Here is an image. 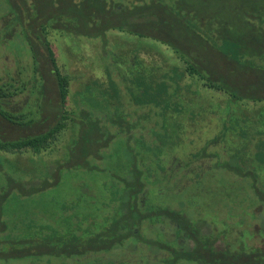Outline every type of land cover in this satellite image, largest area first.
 I'll return each mask as SVG.
<instances>
[{
  "label": "trees",
  "instance_id": "16d2710c",
  "mask_svg": "<svg viewBox=\"0 0 264 264\" xmlns=\"http://www.w3.org/2000/svg\"><path fill=\"white\" fill-rule=\"evenodd\" d=\"M84 1L85 3L83 4L85 7H83V9H86L87 7L86 10L91 14H94L98 10H102L103 13L104 7L107 6L109 7V14H113L111 16L113 22H104L105 17H103L99 19L100 25L98 24V27L94 26V22L92 23V28L94 29L95 27L97 30L92 29L88 32L83 30L86 34L100 36L104 39V31L107 27L115 26L121 28L119 24V16L116 14H119V10H121L119 6H122L120 4L122 2L116 0ZM216 1L217 0L211 1V3H214V6H209V9L206 8L207 12L205 11L204 14H222L225 9L228 8L231 12L234 10L237 14H246L247 17L246 19L238 20L242 23L240 28L236 30H234L233 27L231 29L223 28L219 31V34L215 29H210L211 27L208 25L205 28H201L198 24L194 25L195 29L197 28L196 30H198L200 36L205 41L204 48L213 49L215 47L213 37L219 36L222 40V48L215 51L218 52V54H216V57H214L212 61L216 62L213 65L212 70L210 68L206 69V65L199 62L200 60L201 62L205 60L209 67L207 49H203L205 53L202 57V55L197 52H192L191 48L187 50L182 49V45L180 44L178 47H175V41H172L169 38L168 32L174 30V28L176 29V25L173 22H169V19L157 16V14L150 15L152 17L150 25H156L163 34L155 35L156 32H151L149 35H155V38L158 41H161V43L166 45L168 44L169 47L170 45L174 46H171L170 48L175 51L179 58L184 60L183 63L186 66L184 68L185 72L190 75H195L199 80H204V84L209 88L227 94L225 101L220 100V104H223L221 105V108L220 105L217 108L215 102H209L206 106L198 105L195 108L191 107V109L188 110L189 113L187 117V119L193 123L192 126L198 128H200L199 123L210 114H212L216 120L217 118L220 120L221 126L219 129L215 130L216 133L214 136L208 139L205 133H201L198 137L203 139L204 142L195 144L194 150L190 152L189 155L195 159L197 156L201 155H211L216 158L215 172H212V174L209 175L210 182L207 187H205V196L198 198L199 202L193 200L195 204L192 205L202 207H200L202 209L201 213L208 215V218L205 220L209 221L210 225H212L213 230H215V235H223V239L226 241L224 243L225 246L222 248L223 251L220 253L216 251L214 252L213 249L208 248V244L203 248L202 244L198 243L196 244L195 252L188 254V252H185L187 249L182 252L177 251V249H172L173 257L171 259L165 258L166 256H164V253L165 251H169V243H165V241L159 242L160 240H164V238L167 239V237L163 238L160 236L162 235L160 227H162L163 231L169 230V223L167 220L173 219L171 215L172 212L169 211L167 207L158 205L156 207L145 208L147 212L143 211V214L140 215L137 213L138 206L135 201V196L137 192L142 190L144 186L143 184L147 183L149 185L150 182H147V179L143 177L144 172L139 170L135 165L137 163L138 154L133 152V147L130 146V141H133L136 144L145 140V134H141L139 137L136 132H138V128L140 127L139 124H141V119L146 117V114L149 113L145 112L138 115L132 110L129 112L126 111V113L125 110H123L116 116V118H112L111 121H109V117L103 113H97L94 115V122L90 124L83 120H75L80 124V127L77 129V134L74 139L75 144L72 153H70L71 161L69 162V165H75L76 163L88 165L89 159H91L90 157L94 156L100 158L98 150L101 145H106L115 138H119L121 141L129 143V146H127L122 152L118 150L120 151L119 155L121 158L127 156L130 157L129 159H122L123 161H126L125 163L128 162L129 168L126 170L125 174L118 176L119 180L123 181L121 182L123 184L122 190L116 191L114 186H111L109 189V193L115 197L113 202L115 205L113 212H115L112 218H104L105 220H109L108 223L106 225H101L99 231L84 236L81 234L86 232V228H83L84 224L81 220L79 221V219L88 220L89 215H80L74 212L72 214V212L70 213L71 210H67L65 211V216L70 219L68 220V218H66L68 221L65 222L66 225H68L67 232L62 234L56 230L50 235L45 232L44 222L33 220L35 224L31 225L30 219L26 222V227L28 229L26 238L17 237L16 239H11L15 246L7 247L6 251H1L3 254L9 253L13 250L15 251L12 253L13 256L22 258L24 254L26 255L30 253V251L25 253V244L28 243L30 245L31 243L36 254L44 252L52 253L54 256L66 260L67 264H178L179 260H182L183 258L188 261L193 260V264H264V252L260 250V252L256 253L255 248L251 250L246 239L247 236H249L248 226H250V221L255 218V215L251 216V208L258 201L260 203L262 199L264 200V104L260 105V102L264 99V0H246V4H243L244 0H235V2L231 3L229 6L222 5L221 8H218L221 4V0H219V5ZM87 2L89 4H87ZM215 3L217 5H215ZM171 5H175L174 1ZM178 5L181 6L179 3ZM135 6L136 4L127 7L128 13L126 14L135 13L133 9ZM200 6L204 7V4ZM81 8L82 7L80 6L77 8L78 12ZM211 8H213L212 11L210 10ZM162 9L165 14V12H171L170 9L172 8H168L167 6ZM192 9L198 10L199 8ZM146 10L147 9L141 12L143 14H151ZM67 11H65V14H53L51 17L47 18V24H49V19L53 20L56 19V17H59L61 22L67 20L69 23H72V21L75 20L73 22L77 25L83 23L84 20L82 19H85L83 14L75 16V14H70ZM249 14L253 15L249 16ZM131 21H133L131 20V17H127L126 24L129 23L130 25H134V22ZM40 25L42 28L46 26L43 21H40ZM59 26L63 30H69L70 25H62L61 23ZM74 31L78 32L76 28H74ZM255 32H257V34ZM44 45L46 53L44 52V55L41 53L39 57V52L36 51V55L39 58L45 56L48 64H50L51 68H48L54 76L55 83H53L56 87V98L52 102L53 107H56L55 112L51 109L48 110L50 111V114L48 113L49 115L42 113L43 116L48 115V118L44 116L46 123L43 125L38 124V127L35 128L36 123H34L35 119L32 113L19 112L20 108L14 110L3 104L6 97L21 93L24 84L21 83L20 85L15 86L8 82L2 83L0 79V118L6 125H8L7 127H12L11 131L13 133V135L0 133V153H21L29 151L33 154H39L41 151L50 148L52 144L56 143L60 139L63 130L67 127V121L70 114H68V110H66V103L68 85L72 76L66 70L61 69L60 66H58L49 42L45 41ZM179 47H181V49ZM254 54H258L257 57L259 56L260 58L258 61L253 60V56H256ZM137 57L138 56L134 54L133 57L129 58L128 62L130 63V66L135 64ZM138 58L139 60L145 59L142 56H139ZM165 60V58H161L160 63H167ZM221 61H226V65L223 64V66H219ZM167 64L172 66L170 67L171 69L166 71L159 69V71H156V77L153 76L156 80L155 82L151 78L145 81L141 78H138V80L136 79V81L135 79L132 80L133 83L136 82L139 84L136 87L135 94L136 99L138 97L137 100L139 101V104L138 101H136L137 105L143 104L142 106H145L155 98L153 99L155 105L161 107L160 112H157L155 126L162 131V133H156L155 142L150 144L149 147L140 144V153L145 151L144 153L146 154L151 148H158L167 140H172L171 134L169 133L170 131L168 130V122L170 121L169 117H167L168 114H172L171 118L173 119V122H175L174 125H176V129L182 130V132L184 131L183 128L185 123L183 122V113H186L184 110H187V108L183 110L185 107L179 105L180 103H184V99L181 98L179 93V90L181 89L180 79L182 77L179 74L180 68L178 64L172 65L169 62ZM214 70H217L218 72L214 74ZM207 71H212L213 76L211 77H213V81L208 80ZM36 72L38 71L36 70ZM108 76L110 77V74ZM110 81L112 82V80ZM19 86L21 89H19ZM130 91H133L132 88H130ZM193 95L194 98H196L201 94L198 93V91H195ZM189 98L193 99L192 97ZM242 98L256 100L259 105L246 112L242 111L241 106H239L235 111L236 108L233 105L234 101ZM44 103H39V105L41 104L40 108L44 106ZM171 104L172 108L169 106ZM192 105L195 104L193 103ZM80 109V115L89 114L87 109ZM86 124L88 125L86 126ZM24 128L30 133H26ZM34 128L36 131H33ZM15 131H18V135H15ZM183 136H185V134L176 136L175 140H179ZM226 140H228L229 144H226ZM211 141H213V143H210ZM214 145L221 146L218 147V153H220L221 158H217L216 155L218 154L209 150H213L214 148L212 146ZM162 146L163 144L161 147ZM116 150L117 149L114 151ZM114 151L112 150V152L109 153V156H115ZM170 155L171 154H168L166 158ZM139 156L142 158L144 157L141 155ZM166 158L164 157L163 159H160L159 155L157 156L154 165L155 170L153 169L151 179L156 176L154 179L160 181L162 176L166 175L167 171H164L161 165ZM0 160L7 161L10 159L5 156H0ZM89 168L100 169V167H97L94 163L93 165H90ZM0 170L1 172L4 171L1 167ZM49 171L54 175L52 182L47 185L44 183V185L38 189H36L35 186H32L33 183L30 185L29 190H25L23 186L12 182V188L16 189L14 195H16L17 200L21 202L23 199H26L25 197H28L29 194L36 192L40 188L42 190L44 189L43 192H46V187L56 184L58 182L57 168L53 170L50 169ZM135 176H137L136 181L134 178ZM243 180H246V182L243 183ZM235 181L238 185L234 184ZM240 182L242 183L241 186ZM161 187H163V185L159 184L157 188L158 193L164 191V188ZM241 190H246V192L243 193ZM6 197V194H0V234H4L6 230L3 210ZM180 198H184L183 193ZM184 207L186 208V206ZM149 210H151V212ZM176 213L177 212H174L175 215ZM227 215H229L228 218ZM140 218L148 221H145L147 223L146 227L152 233L148 236L147 240H143V238L140 239L135 234V229H137V231L139 229L138 227L140 224L138 223ZM158 218H160V222H163V224H159L160 222L156 223ZM153 223H156V231L154 233L150 229L153 228ZM238 226L243 227L237 237L239 241L234 245L229 239L231 238L233 227ZM154 241H157L158 246L161 247L163 257H159L160 259L157 260L152 258L149 262L148 258H145L143 262H141L139 259L140 254L142 253L146 256L147 252L150 253ZM172 244L174 246H179L175 240ZM18 245H21L22 251L17 249ZM139 249L140 254L135 252L137 250L139 251ZM122 250L126 251L127 254L128 252L129 254H133L130 252L134 251L135 255L119 256ZM1 252L0 255H3Z\"/></svg>",
  "mask_w": 264,
  "mask_h": 264
},
{
  "label": "rangeland",
  "instance_id": "374dc122",
  "mask_svg": "<svg viewBox=\"0 0 264 264\" xmlns=\"http://www.w3.org/2000/svg\"><path fill=\"white\" fill-rule=\"evenodd\" d=\"M12 1L15 2L17 7L20 6L22 2L30 5L34 4L37 0ZM116 1L122 2L120 3L122 6H119L121 10H119V14H116L119 16V24L121 28L115 26L107 27L104 31V39L100 36L86 34L83 30L77 28L78 32L74 31V28L77 27L76 23L73 22L75 20H73L72 23H69L67 20L61 22L59 17L52 20L58 25L61 23L62 25L67 23L71 25L75 24L72 28H69V30L62 29L63 32L60 30H52L49 31L48 34V39L50 40L52 51L54 52L58 66H60L61 69L66 70L72 76L68 85L66 103V110H68L70 116L67 121V127L63 130L60 139L52 144L50 148L41 151L39 154H33L29 151L21 153H0L1 157L5 156L10 159L7 161L0 160V167L4 170H2L3 172L0 170V194L3 193L7 196L3 209L6 230L4 234H0V252L6 251L7 247L15 246L11 239H16L17 237L26 238L28 232L26 222L30 219L31 225L35 224L33 220L44 222L46 234L51 235L56 230L65 234L68 230V225H66L65 222L70 220L69 217L65 216V211L71 210L70 213L72 212V214L73 212L80 215L88 214V220L79 219V221L81 220L84 224L83 228H86V232L81 234L85 236L91 235L95 231H99L101 228L100 226L106 225L109 221L104 218H112L114 215L115 211L113 212V210L115 209V205L113 202L115 197L109 193V189L111 186H114L116 191L122 190L123 184L121 182L123 181L119 180L118 176L125 174L126 170L129 168L128 162L125 163L126 161H123L122 159H129L130 157L122 156L123 158H121L119 152H122L127 146H129V143L121 141L119 138H115L106 145L100 146L98 150L100 158L94 156L90 157L91 159H89L88 165L81 163L69 165V162L71 161L70 153H72L75 144L74 139L79 127L75 120H83L90 124L94 122V115L97 113H103L109 117V119L110 117L111 119H114L123 110H125V113L126 111L129 112L132 110L138 115L145 112L149 113L146 114V117L141 119V124H139L140 127L138 128V132H136L138 136L145 134V140L136 144L135 142L130 141V146L133 147V152L138 154L137 163L135 164L136 167L144 172L143 177L147 179L150 184L153 182L151 174L153 173V169L155 170L154 165L158 155L160 159H163L164 157L166 158L168 154H174L177 156L189 155L195 147L189 140H197L195 144L202 143L203 139L198 137L201 133H205L207 138L210 139L216 133L215 130L219 129L221 126L219 118L216 120L212 114L206 116L205 119L199 123L200 128L192 126L193 123L187 119L189 113L188 110L191 109V107L195 108L198 105L206 106L209 102H217L220 100L225 101L227 94L209 88L204 84V80H199L195 75H190L185 72V64L180 61L179 58L177 59L175 57L173 51H170L172 45L169 47L168 44H163L155 38V35H161L163 32L160 31L156 25H150V20H152L150 15L157 14V16L169 19V22L175 23L176 29L174 28V30L168 32L169 38L172 41H175V47H178L179 44L186 45L185 48L190 46L192 52L195 51L202 55V57L205 53L203 49H207L209 67L205 60L202 62L200 60L199 62L205 64L206 69L210 68L212 70L213 65L216 63L212 61L214 57H216V54H218V52L215 51L222 48V40L219 36L213 37L215 47L213 49L204 48L205 41L200 36L198 30H196L197 28L195 29L194 25L198 24L201 28H205L208 25L211 27L210 29H215L219 34V31L223 28L231 29L233 27L234 30L240 28L242 23L238 20L246 19V14H237L234 10L231 12L228 8L225 9L222 14L217 13V11V14H204L206 8L209 9V6H214V3H211V1L214 0H173L177 4L173 6L171 5L173 3L171 0ZM65 2V0H61L60 3L66 5ZM219 2V0L216 1L218 5ZM233 2H235V0H221V4L218 8H221L222 5L229 6ZM178 3L181 4V6H179ZM216 3L215 5H217ZM87 4L89 3L87 2ZM135 4L136 6L133 7L135 13L126 14L128 13L127 7ZM202 4H204V7L200 6ZM243 4H246V0L243 1ZM79 6L85 7L84 4L80 5V3ZM167 6L168 8H172L170 11L174 14H168L169 11L168 13H163L162 8ZM6 8L8 11L13 12L10 5L7 3V0H0V17L2 15V17L7 15L2 14V12H5ZM61 8L63 9L62 5ZM192 8L199 9L194 10ZM108 9L109 7L107 6L104 7L103 13L102 10H98V13L83 14L85 16V19H82L84 20V24L82 23L81 25L80 23L78 27L80 26L79 28L82 29V26H91L92 22H94V26L98 27L99 19L103 17H105L104 22H113L111 20L113 14H109ZM145 9L151 14H143L141 11H144ZM212 9L213 8L210 10L212 11ZM39 12L40 14H30V19L34 25L38 24L44 18L43 14H45V16L53 15L47 14L48 11L43 9L39 10ZM12 15L15 16V14ZM25 15L26 14H24V16ZM77 15L79 14H75V16ZM252 15L253 14H249V16ZM24 16L23 18H25ZM127 17H131V20H133L131 22H134V25H130L129 23L126 24ZM2 30L3 29L0 28V68L7 67L5 69L14 72L11 76H19L17 83L19 82V85L21 83L24 84L22 89L19 86V89L22 90L21 93L13 94L12 96L10 95L6 99L8 103H10L7 104V107L14 110L20 108L19 112L32 113L35 119L34 123H36L35 128H37L38 124L43 125L46 123L44 120V116L46 115L43 116V114H48L50 112L48 110L51 109L55 112L56 108L53 107L52 103L56 98V87L54 86V76L49 69L51 68L50 64H48L45 56H42V58L37 60L32 58L31 51L25 45V43L29 45L26 39V33H21V35H19L17 34L19 30H16L13 37L10 36V38H6L2 34ZM93 30H97V28L94 27ZM151 32L156 33L155 35H149ZM255 33L257 34V32ZM32 36L34 35L29 36L30 40L33 39ZM179 48L181 49V47ZM38 54L40 57L41 51ZM44 54L45 53H42V55ZM134 54L138 57L142 56L146 60H139L137 57L135 64L130 66L128 61L129 58L134 56ZM254 55L256 56H253V60L258 61V59H260L259 56L257 57L258 54ZM161 58H165V62L167 63L178 64L180 68L179 74L182 77L180 79L181 89L179 90V93L181 98L184 99V103H180L179 105L185 107L183 110L187 108V110H184L186 113H183V122L185 123L183 128L184 131L182 132V130L176 129V125H174L175 122H173V119L171 118L172 114H168L167 117L170 119L169 122L167 121L169 124L168 130L170 131L169 133L171 134L172 140H167L165 143H162V147L161 144L158 148H151L148 150V153L145 154V151L140 153V144L149 147L150 144L155 142L156 133H162V131L155 126L157 112H160L161 107L155 105L153 100L155 98H151L152 100L145 106H142L143 104L137 105L136 101H138V97L136 99L135 94L136 87L139 84L136 82L133 83L132 80L135 79L136 81V79L138 80V78H141L145 81L151 78L155 82L156 80L153 76L156 77V71H159V69L166 71L172 67L170 64H164L163 62L160 63ZM197 58L199 59L198 56ZM225 63L226 61H221L219 66H223ZM20 66H22V68H20ZM18 67L19 70H21L20 75L16 74V69H18ZM8 68L13 70H9ZM26 68L31 69L29 77ZM36 70L38 72H36ZM213 72L216 74L218 71L214 70ZM109 74L110 77L108 76ZM207 76L209 78L208 80L213 81V77H211L213 76L212 71H207ZM4 79L10 81L11 84H14V81L7 77ZM110 80H112V82ZM130 88H132V92L130 91ZM195 91H198L201 95L194 98L193 94ZM189 97H192L193 99ZM40 102H46L42 108H40ZM193 103L195 105H192ZM263 104L264 99L260 102V105ZM233 105L236 108L235 111L237 110V107L241 106V110L246 112L253 107H257L259 103L256 100L242 98L234 101ZM169 106L172 108V104ZM80 108L87 109L89 114H84L85 116L80 115ZM47 116L46 118H48ZM88 124H86V126ZM7 126L8 125H6L0 118V133L13 135L11 131L12 127ZM26 128L24 129L26 130ZM17 132L18 131H15V135H18ZM26 133L30 132L26 130ZM181 134H185V136L179 140H175V137ZM226 144H229L228 140H226ZM115 149L117 150L114 151ZM112 150L114 151L115 156H109V153L112 152ZM139 155L144 157L142 158ZM93 163L97 167H100V169L89 168ZM55 168L58 170V182L56 184L46 187V192H43L44 189L42 190L40 188L41 190L39 189L36 192L29 194V196L25 197L26 199H23L21 202L17 200L16 195H14L16 189L12 188V182L23 186L25 190H29L30 185L33 183L32 186H35V188L38 189L44 185V183L47 185L52 182L54 175H52L49 170ZM245 182L246 180H243V183ZM234 184L238 185L236 181ZM241 185L242 183L240 182V186ZM177 187L178 186H176V188ZM181 188L182 189L180 190L184 192L186 186ZM241 192L245 193L246 190H241ZM150 193L153 195V200H159L156 186L151 187ZM167 194L170 195L165 196ZM160 196L161 199H167V202L172 206L177 200L181 199L180 196H182V193H177L173 189H169L168 191L164 190L160 193ZM159 205L163 206L161 204ZM181 206H186L187 208L186 200L183 201ZM192 208L200 209L198 206ZM187 215H190V212L189 214L187 213ZM261 215L262 214L259 213L257 218L260 219ZM205 216L206 214L204 213L197 215V217L201 219L205 218ZM228 217L229 215H227V218ZM66 218H68V220ZM153 225V228L150 229L154 233L156 231V223H153ZM243 226L233 227L232 229V235L229 240L234 243V245L239 241L237 237ZM203 241H205V239H203ZM254 241H256V239H254ZM224 243L225 242H222V244ZM248 244L250 243L248 242ZM24 247H26L24 250L25 253L28 251H30V253L26 255L24 254L22 258L13 256L12 253L15 252L13 250L5 254L1 252L3 255H0V264H67L66 260L54 256L52 253L44 252L36 254L31 243L30 245L28 243L25 244ZM21 248V245H18L17 249H19V251H22ZM135 252L140 254V249ZM130 253L133 254H129V252L127 254L126 251L122 250L119 256L135 255L134 251ZM158 257H161V255L159 254ZM193 262V260L188 261L183 258L182 260H179L178 264H193Z\"/></svg>",
  "mask_w": 264,
  "mask_h": 264
},
{
  "label": "flooded vegetation",
  "instance_id": "af4514ba",
  "mask_svg": "<svg viewBox=\"0 0 264 264\" xmlns=\"http://www.w3.org/2000/svg\"><path fill=\"white\" fill-rule=\"evenodd\" d=\"M65 1H66L65 2L66 5H64L63 3H60L61 0H37L35 1L34 4L28 5L22 2L23 4L21 3L20 6L16 7L14 1L7 0V3L10 5L13 12L8 11L7 8L5 12H2V14H7L4 17H2L3 15L0 17V18H3V19H0V22H1L0 28L3 29L2 30L3 36H5L6 38H10V36L13 37L16 30H19V32L17 33L19 35H21V33H26V39L29 45H27L26 43L25 45L31 51L32 58L36 60L40 59L36 55V51L38 52L41 51V53H44V52L46 53V48L44 44H45V41H48L50 44V40L48 39L49 31H52V30L61 31L62 29L57 23H55V21H52V19H49L50 20L49 24H47L48 22L47 18H49L50 15L45 16V14H43L44 18L41 21L45 22L46 26L42 28L40 25V22L34 25L30 19L31 17L30 14H38V13L40 14L39 10L41 9L48 11L47 14H65V11L67 10H68L67 12L70 14H91L88 10H86L87 8L83 9V7L78 12V9H77L78 4L80 3L83 5V3H85L84 0H65ZM61 5L63 6V9L61 8ZM12 14H15V16H13ZM24 14L26 15L24 16ZM168 14H174V13L171 11ZM23 16L25 18H23ZM92 23H91V26L89 25H87V27L82 26V29L79 28L80 26L78 27L79 24L78 25L76 24L77 27L75 28L85 30L86 32H88L89 30H92ZM69 25H70L69 28H72L71 26H74L75 24L73 25L69 24ZM30 35H34L32 36L33 39L31 40L29 38ZM50 47L52 48L51 44H50ZM183 47H186V45H182V49H185V50L190 48V46H188L187 48H183ZM170 51H173L177 59L179 58V56L175 53L173 49H170ZM145 60L146 59H144L143 61ZM179 60L184 62V60H182L181 58H179ZM171 64L173 65V63ZM174 65H176V63ZM5 68L7 67L0 68V73H1L0 79L3 78L1 82L11 83L10 81L4 79L5 77H7L8 79L14 81L15 86H18L19 82L17 83V79L19 76L18 77L11 76V74L13 75L14 72L8 71ZM20 68H22V66H20ZM9 70H13V69H9ZM16 70H17L16 74L20 75L21 70H19V67ZM26 71L29 77L31 73V69L26 68ZM7 98L8 97H6V99ZM6 99L5 101H3V104L8 106L7 104H10V103H8ZM215 104L217 105V108L219 107V105L221 108L220 101L215 102ZM111 120L112 119L110 117L109 121ZM77 126L80 127V124L77 123ZM189 141L193 143L194 145L197 142V140H189ZM202 142L204 141L202 140ZM210 143H213V141H211ZM212 147L214 149L213 150L209 149V150L211 152L214 151V153H217L218 155L215 154L217 158H221L220 153H218L219 152L218 147H221V146L214 145ZM190 157L192 156L191 155L177 156V155L171 154L168 158L164 160V163L161 164L163 167V170L167 171L166 175L162 176L160 181L158 179H154L156 176L152 178V181L154 182L149 184L150 187L147 183L143 184L144 186L142 190L137 192L135 196V201L138 206L137 213L140 215L143 214V211H146L145 208L156 207L159 204L167 207L168 210L172 212L171 215L173 219L167 220L169 223L168 224L169 230L163 231L162 227H160L161 229L160 232H162V235L160 236H162L163 238L167 237V239L164 238V240L162 241L160 240L159 242L165 241V243H169V251L167 252L165 251L164 253V256H166L165 258L167 259H171L173 257L172 249H177V251H181V252L187 249L185 252H188V254L195 252L196 244L198 243H201L203 248L206 244H208L207 245L208 248L213 249L214 252L216 251L220 253L221 251H223L222 248L225 246V244H222V242H226L223 239V235L221 234L215 235V230H213L212 225H210L209 221L205 220L206 218H208V215H206V217L202 219L197 217V215L201 213L202 207L198 206L199 208L201 207L200 209L192 208L194 206H197V205H192V204H195L193 200L198 201L197 198H202V196H205V193H204L205 187H207V185L210 182L209 175H211L212 172L213 173L215 172V167H216L215 159L216 158L215 156H211V155L197 156L196 159L193 157L192 158ZM136 177L137 176L134 177L135 181L137 180ZM159 184L163 185V187L161 188H164L165 191H168L169 189H173L177 193L182 192L180 190L182 189L181 187L186 186V188L184 189V192H182L184 195V198L177 200V202L172 204V206L169 202H167L168 201L167 199L160 198L161 197L160 193H158L159 200H153V195L150 193L151 191L150 188L154 186L158 188ZM176 186L178 187L176 188ZM186 194H187V197H186ZM162 200H164L163 203H162ZM185 200H186L187 208H185L184 206H181L183 204V201ZM149 211L151 212V210ZM174 212H177L176 215L174 214ZM189 212H190V215H187V213L189 214ZM251 213H252L251 216L255 215V218L251 219L250 221V226H248L249 236H247L246 239L250 243L249 245H250L251 250L255 248L256 253L260 252V250L264 252V200L263 199L261 200L260 203L258 201L251 208ZM259 213L262 214L260 219L257 218V216H259ZM145 221L148 222L147 220H143L142 218H140L139 223H138L140 224L138 227L139 232L137 231V229H135V234L140 239L143 238V240L144 239L147 240L148 236L152 234L150 230L147 229L146 227L147 223ZM160 221H161L160 218H158L156 220V223ZM159 224H163V222H160ZM203 239H205L206 242L203 241ZM254 239H256V241H254ZM174 240L176 241L177 244H179V246H174L172 244ZM151 248H152V251H150V253L147 252L146 256L143 255L142 253L140 254L139 259L141 262H143L145 258H148V262H149L150 259L152 258L157 260L163 257L162 256L163 251L161 247L158 246L157 241H154V245ZM159 254L161 255L160 258L158 257Z\"/></svg>",
  "mask_w": 264,
  "mask_h": 264
}]
</instances>
